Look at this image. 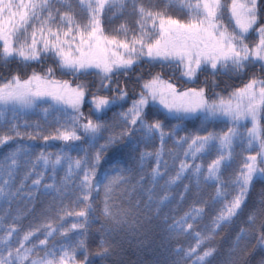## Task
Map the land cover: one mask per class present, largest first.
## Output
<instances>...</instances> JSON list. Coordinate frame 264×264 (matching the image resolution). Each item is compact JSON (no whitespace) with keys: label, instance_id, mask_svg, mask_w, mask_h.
Instances as JSON below:
<instances>
[{"label":"snow or ice","instance_id":"obj_1","mask_svg":"<svg viewBox=\"0 0 264 264\" xmlns=\"http://www.w3.org/2000/svg\"><path fill=\"white\" fill-rule=\"evenodd\" d=\"M80 11L85 14L83 22L76 19L71 10L70 0H0V62L7 63L12 59L27 64L40 61L51 54L57 66L72 75L91 74V70L102 73L101 88H108L113 76L127 75L133 66L142 59L150 63H159L161 68L175 65L183 69L182 76L189 80L196 77L198 71L210 69L212 75L234 73L240 75L250 65H258L264 72V23H260L258 0H166L163 9L146 7L144 0H75ZM179 4L187 14L186 20L174 18L167 9ZM57 5L66 6L69 10L61 11ZM125 13L135 16V27L130 28L127 22L114 29V35L105 34L102 18L110 19L123 16ZM225 15L231 24H225ZM251 32H255L256 41L247 42ZM122 37V38H121ZM55 69L48 67L43 75L33 71L27 79L19 74L0 84V117L11 110L16 115L36 107L38 100L50 99L55 106L67 114L72 110L68 121L48 135L44 141L59 140L66 145L71 142L85 140L89 148L82 149L83 155L73 157L70 151L45 153L41 151L33 160L29 148L18 145L0 158V199L16 196L24 187V180L33 173V186H40L44 179V171H36L37 165L44 170L51 169L53 179L57 167L66 169L64 181L72 177L79 179L74 190L79 193L73 202L79 210H68L61 207L57 213L54 226L52 221L26 231L22 238L17 235L16 247L12 246L13 234L18 233L15 226L9 227L0 236V264H89L84 236L93 213L92 193L104 191L102 216L117 227L128 225L135 230L138 221L130 219L132 209L114 210L116 193L124 188L132 179L131 169L112 166L114 174H105L104 179H97V169L103 153L124 137L132 138L136 132L141 133L142 142L159 140V147L154 151H142L139 154L140 166L148 158H153L155 166L151 168L148 199H153V189L159 185L164 189L158 203L169 199L168 188L184 178L190 172L199 186L210 183L214 188L211 204L215 209L211 216V225L205 231L195 232L196 245L190 247L185 255L195 259L192 264H210L209 258L217 252L214 247H207L202 253L197 249L207 240H211L218 230L233 221L243 212L247 197L254 181L264 182V78L251 76L243 86L235 88L227 96L215 93V99L209 100L204 88H188L178 91L177 87L156 73L141 85L138 98L132 100L131 106L117 115L122 124L121 132L107 136L105 143L96 148L102 132L107 126L99 119L85 118L81 106L85 101L87 86L83 83L75 87L67 81L52 79ZM107 81L108 83H105ZM117 95L109 98L93 94L90 101L95 112L100 113L114 105L117 101L126 100L128 93L117 85ZM156 104L166 110L167 114L179 122L190 117L201 120L202 126L214 119L224 118L226 130L220 132L206 131L186 136H178L180 123L165 130L163 122L154 118L149 122L146 109ZM53 107V105H49ZM45 112L48 109H44ZM5 123H8L5 121ZM250 125V126H249ZM9 132L0 135V147L9 141L27 136L36 139V135L19 130V126L11 123ZM175 148L182 152L185 159L180 160L179 168L174 175L168 174V162L163 159L167 140L174 138ZM186 145V147H185ZM241 148V161L232 175L224 178V171L232 168L236 156V148ZM89 149H94L91 153ZM172 156V149H167ZM247 153V154H245ZM207 165L195 163L197 159L213 156ZM192 161L189 163L188 160ZM30 169L20 182V187L12 191V183L16 171L21 164ZM163 169V170H162ZM144 175H140L136 185H141ZM136 185L132 187L135 188ZM46 190L61 195L67 189V183L59 188L55 183L44 184ZM189 191V185H184ZM31 195V193H30ZM181 199L184 194H180ZM229 197H231L229 199ZM208 201L194 203L190 211L179 220H175L170 228L176 232L186 233L193 229L205 213ZM219 207H216V206ZM260 207L254 209L246 223H255L258 211H264V198L259 201ZM66 217H74V221L65 226ZM99 245L98 256H107L111 244L107 236L114 229L105 230ZM40 233L43 238H39ZM76 233V237L70 236ZM59 235L63 242L55 241ZM251 235L248 228H241L235 237L234 246L247 240ZM33 237H37L33 241ZM50 238L53 242L50 244ZM257 247L264 248V224L260 225L257 234ZM180 249L177 250L179 253ZM82 253L83 259H77ZM223 264H228L225 260ZM264 264V260L261 261Z\"/></svg>","mask_w":264,"mask_h":264},{"label":"trees","instance_id":"obj_2","mask_svg":"<svg viewBox=\"0 0 264 264\" xmlns=\"http://www.w3.org/2000/svg\"><path fill=\"white\" fill-rule=\"evenodd\" d=\"M166 0H144L146 7H152L157 10L165 7ZM71 10L76 16V19L83 22L85 14L80 11L79 5L75 0H70ZM61 11L69 10L66 6L57 5ZM167 12L174 18L183 20L187 19L185 11L181 10L179 4H173L168 7ZM135 16L125 13L123 16L110 19L108 16L102 18V25L105 34L114 35L116 29L121 23L127 22L130 28L135 27ZM122 38V37H121ZM52 67L55 69L52 79L69 81L73 87L77 84H85L87 91L85 101L81 106V111L85 118L93 120L99 119L103 122L107 129L102 132L103 139H99L96 143L98 149L101 144L105 143L107 136L111 134L118 135L122 130V124L119 121L118 113L127 110L131 106L132 100L138 98L141 91V85L144 81L150 79L156 73H160L162 78L173 83L178 91H184L188 88H204L209 97L212 91L217 89L216 93L221 95H228L232 89L241 87L248 81L247 76L236 75L228 73L224 76L222 72H217L215 76L210 75L206 78L199 76L189 80L182 76L183 69L175 65L161 68L159 63H150L146 58L135 64L127 75L118 74L113 76L112 82L108 88H101L102 73L98 70H91V74L72 75L67 70L60 69L51 54L47 57H42L40 61H32L24 64L17 59H12L7 63L0 62V84L10 80L13 75L19 74L21 79H27L33 71L43 75L45 69ZM205 80V81H204ZM108 83L107 81H104ZM117 85L127 91L128 96L124 101H117L114 105L105 109L103 112L97 113L93 110L89 97L93 94L100 96H107L109 98L117 95ZM53 105V107H49ZM61 106H55L50 99L38 100L36 107L20 112L16 115L11 110L4 113L0 117V135L12 134L9 132L11 123L19 126V130L24 133H32L37 135L36 139H29L27 136L17 138L14 141H9L5 146L0 147V158L3 157L9 150L14 149L18 145H23L30 149L31 159H35L41 151L45 153H57L63 151H70L73 157L78 154L83 155L82 149L89 148L85 140L71 142L66 145L63 141L49 140L44 141L43 135H48L54 129L60 127L68 121V115L72 110L67 109V114L60 110ZM44 109H48L47 112ZM147 119L151 122L152 119L157 118L165 125V130L170 131L172 126L180 123V128L177 129L178 136H186L189 134L204 135L206 131L220 132L226 130V122L224 118L214 119L206 122L203 126L201 120L196 117H190L183 122L169 116L162 107L156 104H151L147 109ZM7 121L8 123H5ZM264 125V120L261 121ZM206 130V131H205ZM141 133L136 132L132 138L124 137L115 145L110 146L104 153L97 169V179L103 180L105 174H114L110 169L112 166L119 168L131 169L130 175L132 179L128 184L117 191L115 207L117 209H132L130 219L138 221L137 228L130 230L128 225H121L117 227L110 220H105L102 216V208L104 201L103 188L100 191L92 193L93 213L89 218V225L84 236L86 241V249L89 258V264H192L195 255L187 257L185 253L190 247H195L196 237L195 232L199 231L202 234L205 231V226L211 225V216L215 209L211 204V198L214 196V188L210 183H201L199 186L195 183V178L191 176L190 172L184 174V178L176 184L168 188L169 199L163 204L158 201L164 193V189L159 185L164 184V179L159 181V185L153 189V199H148V188L150 184L151 168L155 166L153 158H148L143 167L140 166L139 154L142 151H154L159 147V140L156 139L150 142H142L140 140ZM174 138L167 140L166 151L163 159L168 162V174L174 175L179 168L180 160L185 159L182 152L178 151L174 146ZM186 147V145H185ZM167 149H172V156L168 155ZM94 149H89L91 153ZM241 148H236V156L232 168L224 171V178L227 179L232 175L241 161ZM247 154V153H245ZM213 156L205 157L203 160L197 159L195 163H203L207 165ZM189 163L192 161L188 160ZM163 170V169H162ZM30 171L29 168L21 164L16 171L15 180L12 183V191L20 187V182L25 174ZM36 171H44V179L40 186H33L32 179L36 178L35 173L29 179L24 180V187L16 196L8 199H0V236H3L11 226L18 229V233L13 234L12 246L16 247L17 235L22 238L23 234L37 226L44 224L47 221H52L54 226L58 224L57 213L61 207H66L68 210H79V207L73 203L79 193L74 190V185L79 183V179L72 177L65 182L64 177L66 169L62 166L57 167L55 178L51 169L44 170L41 165H37ZM140 175H144L145 179L141 185H136V181ZM3 178L0 177V183ZM55 183L57 187L63 188L67 183V189L63 195L52 190H46L43 185ZM189 185V191H184V185ZM136 185L135 188L132 186ZM31 193V195H30ZM184 194L181 199L180 194ZM231 197H229L230 199ZM264 198V182L254 181L251 190L247 197L246 206L243 212L233 221L222 229L218 230L211 240L205 241L197 253H202L207 247H214L217 252L213 257L209 258L210 264H223L225 260L228 264H261L264 260V248L257 247V234L260 230V225L264 224V211H258L255 223L249 225L246 223L249 214L260 207L259 201ZM208 201L205 205V213L202 218L194 223V227L186 233L176 232L170 228V225L175 220H179L184 214L192 208L194 203H201ZM216 207H219L218 205ZM74 217H66L65 226H69ZM103 225L105 230L114 229L107 236L111 244L110 253L107 256H98L99 245L104 233L101 231ZM241 228H248L251 235L247 240L240 241L238 246H234L235 237ZM39 238L43 236L38 233ZM70 236L75 238L76 233H70ZM33 241L37 237L32 238ZM55 241L63 242L59 235L55 236ZM53 240L50 238V244ZM5 246L0 245V249ZM180 249L179 253L177 250ZM0 255H7L6 251L0 252ZM77 259H83V254L78 253Z\"/></svg>","mask_w":264,"mask_h":264},{"label":"flooded vegetation","instance_id":"obj_3","mask_svg":"<svg viewBox=\"0 0 264 264\" xmlns=\"http://www.w3.org/2000/svg\"><path fill=\"white\" fill-rule=\"evenodd\" d=\"M258 9H259V16H260V23H264V0H258ZM251 38V40H250ZM257 37L255 32H251L248 36V40L247 41H256ZM210 75V69H205L202 71H198L197 72V76L201 77V78H206V76ZM224 76H228L227 74H223ZM240 75L242 76H247L248 78H250L253 75H256L260 78H264V72H262L259 68L258 65H250L244 73H241ZM205 81V80H204ZM217 89H214L212 91V95L213 93H216Z\"/></svg>","mask_w":264,"mask_h":264},{"label":"rangeland","instance_id":"obj_4","mask_svg":"<svg viewBox=\"0 0 264 264\" xmlns=\"http://www.w3.org/2000/svg\"><path fill=\"white\" fill-rule=\"evenodd\" d=\"M225 24H228L229 25V27H230V29H231V24L229 23V20H228V18H227V15H225ZM250 40H251V38H250ZM250 45L251 44H253L255 41H247ZM196 77H197V74H196ZM243 86V85H242ZM199 89V88H198ZM232 90H234V89H232ZM231 90V91H232ZM230 91V92H231ZM205 94H206V92H205ZM215 93H213V95H214ZM206 96H207V98L209 99V100H212V99H215V97L213 96V97H209L207 94H206ZM223 96H227V95H223ZM91 99H92V96H90L89 97V100L91 101ZM250 126V125H249Z\"/></svg>","mask_w":264,"mask_h":264}]
</instances>
